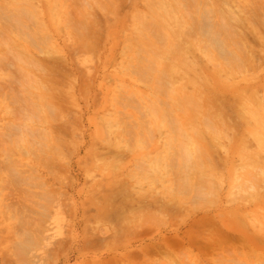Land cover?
I'll return each instance as SVG.
<instances>
[{
    "label": "rangeland",
    "instance_id": "obj_1",
    "mask_svg": "<svg viewBox=\"0 0 264 264\" xmlns=\"http://www.w3.org/2000/svg\"><path fill=\"white\" fill-rule=\"evenodd\" d=\"M191 1L178 0L180 4L178 5L174 1L173 3L169 2L170 4H162L160 0H0V44H6L5 48L0 47V54L3 53L1 54L2 58H7L9 62L11 60L10 57L6 56L7 52L10 56L16 49L15 47L18 49L23 48L27 54L26 56L29 58L28 55H31L32 57L31 59H25L26 56L22 55L23 57L20 56V59L25 57L24 62L27 61V65L33 64L32 61H34L36 68L35 71V68H28L29 66L21 67L26 63L20 66L17 65V58L14 57H18L19 60V56H15L16 50L13 53L16 63H14V60V62L11 61L17 65V67L15 66L16 70L13 67L10 69L8 62L6 60L2 61L0 57V60L4 62L3 65L0 62V66H2L0 70L2 72L6 70V73L0 71V89L2 88V94L4 92L5 96L0 94V98L4 97V99H0V264H264V182L258 175V181L262 179L260 181V184H263L262 187L260 184L256 185V183H259L258 181L255 183L258 187H254L253 183L251 184L254 187L252 191V188L243 187L245 182L252 181V177L243 166L244 161L242 160L244 159L241 160L247 154L246 149L251 150L248 155L250 153L253 155L256 152L255 142L250 139L249 134L254 128V122L251 118L247 119L244 114L242 118L245 119H242L241 122L239 116L236 115L237 99L238 104L242 106H240L241 109L245 108L244 98L253 92L257 93L260 99H264V3H262V0H227L228 4H226V0ZM174 4L179 6L180 12L176 10L178 7L175 8ZM257 4L262 5L254 7ZM244 10L250 12L247 14ZM255 10L258 12H255ZM160 11H162V14L159 13ZM15 15L16 20L13 19ZM5 16H8L9 19L7 17L5 19ZM139 16L146 20V27L151 29L150 31L154 32L155 29L159 34L164 33V28L161 24L152 21L158 19V16L161 19H169V17L185 19L180 20L182 29L186 27L188 29L194 23H197L196 26H198L201 21L204 22L199 28L194 25L196 33L193 31L194 28H189L192 30L190 32L187 30L186 34L184 32L185 36H190L193 32L195 35L201 34L199 30L207 28V20L210 27L214 23L219 24V28L216 26V29L214 27L216 24L213 25L214 33L224 32L223 35H220L223 38L224 34L228 32L229 36H225L224 39L233 38L231 32L237 33V37H235V34L232 36L237 39V41L234 40V44H238L237 46L236 44L232 45L235 48L237 47V50H241L242 48L238 47L241 37V43L244 40L246 45H244V48L252 55L249 58L254 59L252 60L253 63L251 60L246 61L247 57L243 56L246 52L245 49H243L244 52L241 50L243 53L240 51L237 55V52H235L237 50L231 45L233 40H226L227 45L229 42L231 45L228 47L231 50L227 48L226 52L228 54L230 51L235 50L232 52L236 54L234 55L235 58L237 56L238 58L242 56V58H239V60L237 58L236 61L231 53V58L228 57L229 55H225L224 58L222 57L223 59L221 56L217 59L216 54L220 52L219 55H222L223 53L219 51V48L216 53L215 49L217 47L214 48L215 46L210 40L211 46H213L211 50L208 49V52L210 50V53H215L211 56L216 60L213 59L214 62H211L212 58L209 59L211 60L210 67L213 65L217 69L219 65L218 69H220L228 66L231 67L230 71L236 70V73L233 72L236 76L232 72H228L224 75L221 74L222 76L219 74V78L215 77L216 75H213V73L216 69L211 67V70L208 67L209 61L206 59L208 62L205 63L206 60L203 59L205 55L202 53L205 49L207 50L209 44H206L209 41H207L208 38H205L206 36L210 38L209 33L212 32L209 30V25L207 26L210 32L202 29L207 32L204 39H201L200 35H198L200 39H197V36L193 34L192 38L194 36L195 38L192 42L195 40L198 42L205 41L204 45L206 44V47L202 46L203 50L198 51V48L197 53L196 50L191 53L194 60L199 58L196 61L201 68L199 70V64L195 63L198 70L194 69V71L201 72V74L196 73L199 78L202 73L203 76L210 77L207 78V82H210V84L207 83L208 85L206 84L205 88L202 89L204 94L201 92L203 98H200L199 106L201 105L200 108H204L205 110H202L206 113H212L213 118L217 117L216 111H218V114L221 113V115H218L221 116L218 119H213L211 116L212 125L217 131L219 129L220 135L217 136L216 134L217 138L215 135H206L204 139V136L188 132L195 138V142H202L200 146L202 148L198 151V153H201L198 154V159L203 158L202 162L204 161L205 165L199 161L200 164H202V167L207 164L208 167L204 169V176L195 172L196 176L194 175L193 178L202 179H198V181L195 179L197 185L193 188L194 191L192 189L193 192L187 190L191 194L184 193L182 190L179 191L178 194L181 192V197L176 192L177 189H182L181 186H178V184L181 185V180L178 181V177L175 178L182 175L181 172L175 175L176 172L179 173L180 171L177 167L181 165V160L176 159L175 161L176 164L178 163L177 170H172L173 168L169 167V165H173V167L176 165H174V162H170V159L173 158L172 160H174L176 151L174 149V151L169 150L170 147H167L172 130L169 131V126L161 129L151 128L150 113L148 117L147 112L145 114V111H148L151 105L163 108L166 106L165 109H168L171 108L169 104L175 100V94L173 93L170 97L158 94L157 86L160 84L162 87L168 84V79L160 76V73L166 69V63L162 61L161 71L155 72L151 78V83L147 85H144L145 81L142 80L140 73L153 61L157 63V57L152 50L140 49L137 59L141 61V64L137 63L136 65L134 63L132 69L125 70L127 58L124 55L126 56L127 41L135 34H143L134 30L135 18ZM17 18L20 19L19 22ZM243 18L247 19L248 23L245 22L246 20H243L245 23L242 22L246 26H241ZM6 20L8 22L10 20L12 23L13 21L17 22L12 24L13 27L19 23L18 29L16 27L12 28L11 23L7 25ZM211 21L212 23L214 21V23L212 24ZM224 22L225 24H223ZM20 24L22 25L20 26ZM21 27L25 28L22 30ZM26 27L31 31L30 33L33 31L32 37L35 33L38 35V37L35 35L33 38L39 42L32 38L34 40L32 42L37 43V47L33 46L31 48L29 46L28 41L30 39L26 36L31 35L30 33L23 37L24 33L20 32L21 30L25 32ZM4 28L5 31H3ZM13 31L15 33L20 32V34L16 35ZM143 32L147 34L146 30H143ZM167 33L169 36V32ZM214 33L211 36L215 37ZM20 35L28 39V41L26 40L27 43H25V40L21 41L22 39L17 40V36L21 37ZM6 37L10 38L8 40L11 44L8 43ZM185 38L188 39V37ZM13 41L15 44H13ZM154 41L156 42V40ZM83 42L87 43L83 45ZM39 43V47L46 49L45 51L39 50ZM33 44L31 43V45ZM88 45L91 52H88L89 49H85V47L88 48ZM198 45L200 46V44ZM11 47H14V49ZM247 48L251 49L248 50ZM51 50L57 52L52 53ZM5 51L6 54H4ZM39 51L43 53L50 52L53 55L50 56V53L49 56L48 53L42 55L39 54ZM84 51L91 53V57H88V53L86 54ZM246 53L245 55L249 54ZM85 54L88 59L90 58V61L86 60V56H83ZM191 56L190 58H192ZM81 57L86 61L82 60ZM190 58L188 57L189 60L194 61ZM243 58L246 62H251L254 65L247 63L250 65H247L248 68L239 66L241 63L245 66L246 62ZM225 59L228 63L223 65L224 62L222 61H225ZM236 66H239L242 70L245 68L246 72L244 71L245 73L242 74L243 71H240L239 67ZM20 67L23 73L29 74H23L25 79L26 76L32 77L34 75V78L36 76V80L39 79L41 83L44 82L42 80H45L46 87L42 86V89L45 88L44 90L41 89V83L38 85V87L40 86L38 89L40 95L39 91L35 90L37 85L34 86V82L31 84L35 91H30L31 84L28 88L25 85L23 86V84H27L22 82L23 78L19 81V78L22 77V72L18 70ZM8 68L9 71H7ZM237 71H240L238 73H241V75H237ZM225 74L230 75V78L233 75V80H229L230 78L228 79V75ZM190 76L193 77L195 74ZM223 76H226L225 78L230 81L227 82L228 84L224 82L227 80ZM14 77H17L16 79H18L20 85L15 83L14 80L16 79ZM222 77L224 78L223 81ZM30 78L28 80L35 81V79ZM211 78L213 81H211ZM47 79H50L51 83ZM159 79L161 81L158 83L157 80ZM179 81L183 83L180 78ZM21 85L24 87V91L20 88ZM214 85L215 87L210 88ZM188 88L189 92L193 90L190 86ZM27 90L33 97L27 93ZM42 92L46 95L52 93V95L48 94L46 97L53 98H45L44 101ZM242 92H245V95ZM39 96L43 98H39ZM35 97L43 102H35ZM34 98L35 100H33ZM209 101L212 103L211 105ZM21 102L23 103L21 104ZM29 105L31 108L28 107ZM46 105L50 107H44L45 109H43L42 106ZM209 105L212 109L209 108ZM40 106L43 111L38 108ZM52 107H55L54 110L56 111L52 110ZM207 107L209 111H207ZM248 107H251V104ZM19 108L22 115H24L23 121L28 123L30 117L35 118H30L32 120L31 122L29 120V124L20 123L22 119L17 121L21 126L22 124L26 126H19L22 130H26L23 132L19 129L20 132L22 131L23 138L19 136L20 132L16 131L15 128L18 125L15 121L18 119L15 118L20 117V114L16 117L13 116L14 119L11 116L12 114L8 115L10 114L8 111L18 110ZM26 108L29 111L31 109V113ZM37 109L40 111L37 112ZM49 109L51 111H48ZM20 110H18L19 113ZM173 110H175V106H173ZM10 112L13 113V111ZM17 112L14 115H17ZM238 113L242 115V112ZM9 116L14 122L8 118ZM221 119H223L222 122H225L220 121L225 130L227 128L226 132L223 129L224 127L218 123ZM187 124L188 122L183 121L182 126ZM141 125L145 126L143 131ZM146 125L149 126L147 127L150 128V131L153 129L151 134H147L148 136L145 133L149 131L144 130L147 129ZM112 126L114 128H111ZM133 126L134 128H132ZM137 126L140 128H137ZM32 127L36 132L33 131ZM26 128L29 129L30 133L32 129L37 136L33 133L31 134L34 136L28 135ZM119 128H121V131ZM230 129H233V132ZM162 131H166L165 134ZM223 131L224 133L229 132L227 133L229 137L224 135L226 140L223 138ZM11 135L13 136L11 137ZM14 136L21 137L22 144L19 145L17 137L18 145L16 142L15 144L14 139L11 140ZM211 138L215 139L216 143L213 140L211 141ZM32 142L35 144L39 142L40 144L32 147L30 144ZM210 144H214V148ZM245 150L246 153H244ZM159 156L161 158L170 156L171 158L169 161L162 159L158 169L156 161H161H159ZM260 157L264 158V155L261 154ZM257 158H259V155ZM263 160L258 162V164H262L260 168H264ZM165 161L172 172L176 171L172 173L166 167L172 175L167 174L166 169L163 170ZM15 164H18L19 167L16 168ZM160 164L162 165L160 166ZM156 169L158 170L157 173ZM164 171L168 175L167 178H165L166 175L165 177H163L164 174L162 175ZM10 172H17L15 174L17 178ZM200 173L203 174V172ZM205 178H207L210 186L207 183L206 188L200 187L198 183L205 182ZM155 180L156 185H150ZM173 181L175 184H173ZM192 183L194 182L192 181ZM204 184L206 185V183ZM174 185H176V191H174L176 194L168 192L172 188L174 190ZM197 186L202 190L200 191ZM195 188L201 193H208V197L201 198L196 202L197 196L195 194H199V192L194 193ZM182 192L185 195L187 194L188 197H185V195L182 197ZM205 194L203 195L206 196ZM192 197H195L193 202ZM173 203L177 204V208H174ZM192 204L194 205L192 206ZM167 209L171 212L166 211ZM229 215L231 218L233 217V220ZM218 220H222V223ZM256 223L261 224V228L259 225L254 227ZM220 233L223 235L220 236ZM228 237L229 239H227ZM209 239L212 241H209ZM175 240H179L178 243ZM260 241L261 243H258ZM210 244L212 247H210ZM259 254L260 257L258 258ZM254 258L255 260H253Z\"/></svg>",
    "mask_w": 264,
    "mask_h": 264
},
{
    "label": "bare ground",
    "instance_id": "obj_2",
    "mask_svg": "<svg viewBox=\"0 0 264 264\" xmlns=\"http://www.w3.org/2000/svg\"><path fill=\"white\" fill-rule=\"evenodd\" d=\"M173 1H174V3L175 2H177V4L178 5H180L179 3H178V0H170V1H168V0H160V2L162 3V4H170L169 2H171V3H173ZM189 2H190V0H188ZM192 1H194V0H192ZM191 1V2H192ZM220 1V0H219ZM227 1V0H226ZM226 1H225V3H226ZM261 1V0H260ZM147 3H148V1H147ZM262 3H264L263 2V0H262ZM177 4H174V6H175V8L176 7H178L176 10L178 11L179 10V6L177 5ZM216 4V3H215ZM224 4V3H223ZM226 4H228V1H227V3ZM217 5V4H216ZM219 5V4H218ZM221 5V4H220ZM260 5V4H259ZM258 4L256 5V6H254V7H257V6H259ZM262 5V4H261ZM260 5V6H261ZM264 6V5H263ZM232 8V7H231ZM260 10L262 9V8H259ZM259 9H257L258 11H259ZM250 10V9H249ZM253 10V9H252ZM257 10H255V12L257 11ZM13 11V10H12ZM15 12H16V10H14ZM181 10H179L178 12H180ZM245 11V10H244ZM247 11V10H246ZM245 11V12H246ZM254 11V10H253ZM257 11V12H258ZM263 11V10H262ZM261 11V12H262ZM248 12H250V11H248ZM248 12H246L247 14H248ZM255 12H254V14H255ZM260 12V11H259ZM160 14H162V11H160L159 12ZM2 15V14H1ZM256 15V14H255ZM257 15H258V13H257ZM260 15H261V13H260ZM18 16V15H17ZM6 17H7V19H9L8 18V16H5V19H6ZM19 17V16H18ZM263 17V16H262ZM158 19H153L152 21H154L155 23H157V24H161V26L164 28V33L162 32L161 34H159L157 31H155V29H154V32H152V31H150L151 29H149L148 27H146V20L145 19H143L142 17H138V18H135V28H134V30L135 31H140V32H142L143 34L142 35H140V34H135L134 36H131L129 39H128V41H127V44H126V48H127V51L125 52V54H126V56L124 55V57H126L127 58V64H126V66H125V70L127 71L128 70V68H133L134 66L133 65H135L134 63H136V65H137V63L138 64H141V61H139V59H137V55H138V51H140V49H145V50H152L153 52H154V54H155V56L157 57V63L156 62H152L151 64H149L146 68H144L142 71H141V73H140V76H141V78H142V80L143 81H145V83H144V85L146 84H149V83H151V78H152V76H153V74L155 73V72H159V71H161V69H162V67H163V64H162V61H163V63H166V69L164 70V71H162L161 73H160V76L162 77V78H165V79H168V84L166 85V86H162L161 87V85L159 84L158 86H157V89H158V94L159 95H161V94H163V96L165 97V96H168V97H170L171 96V94L173 93V94H175V100H173V102L172 103H170L169 104V107L171 106V108H168V109H165L166 108V106H164L165 108H163V107H155L156 105H151L150 106V109H148V111L146 110H144L145 111V114H146V112H147V117L149 116L148 114L150 113V117H151V121H152V127L151 128H159V129H161V128H167V126H169L170 127V129H169V131H171L172 130V132L170 133V137L171 138H168V144H167V147H170V148H172V149H170L169 148V150H175L176 151V153L174 154V160H172V159H170L171 157H173V156H169L168 158L166 157L165 158V156L163 157V158H161V156H159L160 157V159H159V161L160 162H158V161H156L157 163L156 164H158L157 166H158V169H159V163H162V159H165V160H168L169 161V159H170V162H174V165L176 164L175 163V161H176V159L178 160V159H180L181 160V168H179V167H177L178 166V163L173 167V165L172 166H170L169 165V167L171 168H173L172 170H177L176 169V167L178 168V171H179V173L178 172H176V171H174V172H172V170L166 165V161H165V168L163 169V170H165L166 169V171H168V173L167 174H171L172 175V173H175V175L177 174H180V172H181V176H182V178H180L179 176H176L175 178H177L178 177V181L179 180H181L180 181V183H181V185H179L177 182H176V185L178 184V186L180 187L181 186V188L182 189H177V191H176V185H174V190H172L171 189V186L173 185V184H175V182L170 186V189L172 190H167L168 192H172V193H174V194H176V192H177V195H179L180 197H181V192H180V194H178L179 193V191H184V193H189V194H191V192H193L194 191V187H196V185H197V183H196V181H195V179L198 181V179L200 180V179H202V178H193V176L195 175L196 176V173H199L200 175H202V176H204V169H206V167H208L207 166V164H206V166L204 167H202V164H200V162H202V160H204L203 158L202 159H198V156L201 154L200 152V154L198 153V151L202 148V147H200L201 145H202V142H195L194 140H195V138L193 137V136H191L188 132H193V133H195V134H197L198 136H204L203 138L205 139V136L207 135H210V136H216V134H217V136L218 135H220V133L218 132L219 131V129H218V131H217V129L215 130L214 129V125H212V123H213V121L211 120L214 116L213 115H211V114H209V112H205V111H203L202 109H204V108H200V106H199V100H200V98L202 99L203 98V92H202V89L203 88H205V85L207 84V83H209L210 84V82H207L208 80H207V78L209 79L210 77H205V76H203V73H202V75H200L201 77L199 78L198 76H196L197 74L196 73H198V71L197 72H195L194 71V69L196 70H198V67L196 68V65H195V63H197V64H199L196 60H199V58H197L196 57V53H197V49H198V51L201 49V50H203V47L202 46H204V47H206L205 45L206 44H208L207 45V50H206V52H204V51H202V53L205 55V57H203L202 55H201V57H203V59L204 60H206L205 61V63L206 62H208L209 64H207L208 65V67H210V61L211 62H214L213 61V59L214 58H212V56L211 55H213V54H215V53H210V50H211V48H212V46L214 45L215 47L214 48H216L217 47V49H215V52H216V50H217V52H218V48H219V51H221L223 54H224V56H223V54L222 55H219V53H217L216 54V58L218 59V58H220V56H221V58L223 57H225V55L226 56H228V57H230L231 58V56L230 55H232L233 53L232 52H234L235 50H237V47L235 48L234 47V45L236 44H234V42L235 41H237V39L235 38V37H237L236 36V34H235V32L233 33V32H231L230 34H231V37H233V38H235V39H233V38H231V39H229V37H228V39H224V37L226 36L227 37V35L229 36V34H228V32H227V34H224V37L223 38H221V36L220 35H223L222 33H224V32H218V33H214V30L216 29V26H218L216 23H214V21H213V23L214 24H216V25H214L213 23H212V21H211V23L214 25V27H215V29H213V25L210 27V23L208 22V20H207V24H206V27L207 28H201L200 30H199V32L201 31V34L200 33H198V35H200V37H201V39L203 38L204 39V36H205V34L207 33V32H210V31H212L211 32V34L212 33H214L216 36L214 37L213 35L211 36V34L209 33V35H210V38L208 37V36H206L205 38L207 39V41H209V42H207L205 45H204V42L205 41H203V42H201V41H197V40H195V41H193L192 42V40H194V38H195V36H197L196 38L197 39H200L199 38V36L198 35H195L194 34V32H195V26H196V24L197 23H194V24H192V27H191V25H190V27H188V29H187V27L185 28V29H182L181 28V24H180V20H185V19H183V18H178V19H175V18H173V17H169V19H165V18H163V19H161V17L160 16H158L157 17ZM213 18V17H212ZM4 19V20H5ZM13 19H15L16 20V15H15V18H13ZM18 19V18H17ZM20 19H21V17H20ZM20 19H18V22L20 21ZM10 20H11V18H10ZM10 20H9V22H8V20H6L7 21V25H8V23H11L10 24V26H12V28H14V27H16L17 28V26L19 27V23L16 25V26H14L13 27V23L14 24H16L14 21H13V23L12 22H10ZM23 20V19H22ZM194 21H195V19H193ZM205 20H206V18H205ZM205 20H203V21H205ZM243 20H246L245 22H247V19H242L241 20V23L243 22ZM224 21V20H223ZM245 22H243V23H245ZM1 23V22H0ZM4 23H5V21H4ZM21 23V22H20ZM198 23H200V22H198ZM204 23V22H203ZM202 21H201V24H198V26H196V28L198 27H200V25L202 26ZM242 23V25L241 26H246V25H244ZM248 23V22H247ZM246 23V24H247ZM223 24H225V22L223 23ZM22 24H20V26H21ZM26 25V24H25ZM195 25V26H194ZM207 25H209V27H210V31H208V26ZM10 26H9V28H10ZM22 28V27H21ZM23 28H25V27H23ZM23 28H22V30H23ZM27 28V27H26ZM189 28H194L193 29V33L190 35V36H188V35H186L185 36V34L187 33V30H189L188 32H190V30H192V29H189ZM217 28H219V26L217 27ZM18 29V28H17ZM29 28H27V30L26 29H24L25 30V32L23 31L22 32V30L20 31L22 34H23V37L25 36V35H27V34H29L31 31H29L28 30ZM182 29V30H181ZM202 29H204V31H207V32H204ZM206 29V30H205ZM213 29V30H212ZM10 30H11V28H10ZM14 30H16V29H14ZM143 30H146L147 31V34H146V32L144 33L143 32ZM181 30V32H179ZM184 30V31H183ZM227 30V29H226ZM3 31H5V28L3 29ZM2 31V32H3ZM12 31V30H11ZM19 31V30H18ZM27 31V32H26ZM197 32H198V30H196ZM204 32V34H203V37H202V33ZM218 31V30H217ZM229 31V30H228ZM14 33H15V31H13ZM17 32V31H16ZM20 32L19 33H15L16 35L18 34H20ZM167 32H169V36H168V33ZM184 32H185V34H184ZM216 32V31H215ZM4 33V32H3ZM9 33L10 34H12L10 31H9ZM26 33V34H25ZM32 33H33V31H32ZM32 33H30L31 35H27L26 36V38L28 37V39H30L29 41H28V39H25V38H23L21 35V37H19V36H17L18 37V39H17V37H16V39L17 40H21V41H24L25 40V43H27V41H28V43L30 44H28L31 48L33 47V46H36L37 47V43H35V42H32V41H34V40H36V39H34L33 37L36 35V33L35 34H33V37H32ZM196 33V32H195ZM221 33V34H220ZM6 34L7 35H9L8 34V32H6ZM193 34L195 35L194 36V38H192L193 37ZM233 34H235V37L234 36H232ZM220 36L219 38H218V36ZM242 34L240 33V36H241ZM13 36V35H12ZM15 36V35H14ZM31 38H30V37ZM36 37H38V35H36ZM35 37V38H36ZM185 37H188V39L187 38H185ZM189 37H190V39H189ZM212 37V38H211ZM238 37H239V33H238ZM256 37V36H255ZM254 37V38H255ZM8 38L9 37H6V40H8ZM13 38V37H12ZM32 38L34 39V40H32ZM192 38V39H191ZM243 38V37H242ZM5 39V38H4ZM10 39V38H9ZM13 39H15V38H13ZM221 39H223V40H221ZM244 39V38H243ZM257 39V38H256ZM12 40V39H11ZM27 40V41H26ZM154 40H156V42L154 41ZM210 40H212V46H211V41ZM226 40H233V42L231 43V45L232 44H234V45H232L233 47H234V51H230V53H228L227 54V48L228 47H230L231 45H230V42H229V44L227 45V43H226ZM235 40V41H234ZM41 41V40H40ZM241 37H240V44H239V46L238 47H240V48H242L241 50L244 52V50L243 49H245V51L247 52V53H249L247 50H246V48H244L246 45L244 44V40H243V43H241ZM36 42H39V41H37L36 40ZM195 42V43H194ZM8 43H10V41L8 40ZM31 43L33 44V43H35V44H33V45H31ZM87 43V42H86ZM85 42H83V45H85L86 44ZM11 44V43H10ZM9 44V45H10ZM13 44H15V42L13 41ZM198 44H200V46L198 45ZM203 44V45H202ZM238 44V43H237ZM237 44H236V46H237ZM1 46L0 47H2V48H5L4 46L6 45V44H0ZM3 45V46H2ZM21 45V44H20ZM42 45V44H41ZM210 45V46H209ZM243 45V47H241ZM245 45V46H244ZM40 46V43L38 44V48H39V50H41L42 49V51L44 50V48H41V47H39ZM19 48H20V46H18ZM81 47H83V46H81ZM80 47V48H81ZM88 48H86L85 47V49L87 50V49H89V51L88 52H91L90 51V47H89V45L87 46ZM10 48V47H9ZM12 49H14V47H11ZM16 49H14V51L16 50V52H15V56H19V60H18V57H14V55H13V53H14V51H13V53L10 55V56H8V52H7V54H6V51H5V53L4 54H6V56L7 57H10L9 59L12 61V62H14L15 61V59L17 58V62L18 63H16V61L14 62V63H16L17 65L19 64V66L22 64H24V63H26V64H24L23 66H21V67H26V66H29L28 68H31V69H34L35 68V64H34V61H32L33 62V64H30V65H27V61H25L24 62V58H22V59H20V56H22V55H24V56H26L27 54L25 53V51H24V49L23 48H20V49H18L17 47H15ZM26 48V47H25ZM213 48V49H214ZM21 49H23V51H21ZM208 49H210L209 50V52H208ZM239 49V48H238ZM248 49V48H247ZM251 48H249L248 50H250ZM1 50V49H0ZM18 50H20L18 53H17V51ZM29 50V49H28ZM31 50V49H30ZM46 50V49H45ZM44 50V51H45ZM84 50V49H83ZM196 50V51H195ZM200 50V51H201ZM228 50H231V48H228ZM241 50H237V51H235V52H237V55H238V53L241 51ZM40 52L39 54H45L46 55V53H48V52H45V53H43V52ZM196 52L194 55H195V57L197 58V59H193V56H191L192 54V52ZM241 51V52H242ZM22 52H23V54H22ZM30 52V51H29ZM34 52V51H33ZM51 52L53 53V52H57L56 50L54 51H52L51 50ZM88 52H86V51H84V53H88ZM159 52V53H158ZM229 52V51H228ZM242 52V53H243ZM246 52H244V54H243V56H245V58H246V61H248V60H251L250 58H251V56L252 55H250V53L249 54H247ZM252 52V51H251ZM253 52H254V50H253ZM252 52V53H253ZM25 53V54H24ZM35 53V52H34ZM50 53V52H49ZM49 53H48V56H49ZM52 53H50V56L51 55H53ZM54 53V54H55ZM83 53V54H84ZM201 53V54H202ZM208 54V56H207V54ZM209 53H210V55H209ZM232 53V54H231ZM245 53L248 55H245ZM1 54H3L2 52H1ZM1 54H0V57L2 58V56H1ZM81 54H82V52H81ZM83 55L84 57L86 56V60H88V61H90L89 59H88V57H91L90 56V54L91 53H88V57H87V55ZM161 54V55H160ZM200 54V53H199ZM221 54V53H220ZM13 55V56H12ZM92 55V54H91ZM192 57V58H190V56ZM234 55H236V54H233L232 55V57L233 58H235V56ZM240 55H241V53H240ZM29 56V58L26 56V58L25 59H31V55H28ZM81 56V55H80ZM123 56V55H122ZM219 56V57H218ZM15 59H14V58ZM23 57V56H22ZM35 57V56H34ZM34 57H33V59H34ZM46 57V56H45ZM54 57V56H53ZM188 57L190 58V59H193L194 61H196V62H194V61H191V60H189L188 59ZM206 57H208V58H206ZM215 57V56H214ZM250 57V58H249ZM0 58V59H1ZM82 58V57H81ZM120 58H122V57H120ZM212 58V59H211ZM222 58V59H223ZM232 58V59H233ZM238 58V56L234 59V60H236ZM239 58H242V56L240 57L239 56ZM239 58H238V60H239ZM245 58H243L244 59V61H245ZM253 58V57H252ZM84 58H82V60H83ZM92 59V58H91ZM209 59H211V60H209ZM228 59V58H227ZM243 59H241V60H243ZM2 61H7V58H2L1 59ZM0 60V62L2 63V65L4 64V62H2ZM14 60V61H13ZM34 60H36V59H34ZM79 60H80V58H79ZM85 60V59H84ZM85 60V61H86ZM120 60V59H119ZM118 60V61H119ZM215 60V59H214ZM221 60V59H220ZM228 60H230V59H228ZM252 60H254V59H252ZM252 60H251V62H252ZM11 61H7L8 62V65H9V67H10V69H12L11 67H13V69L14 70H16V67H17V65H15V64H13ZM23 61V62H22ZM29 61V60H28ZM38 61H40V60H38ZM87 61V62H88ZM216 61V60H215ZM231 61V60H230ZM229 61V63H231ZM237 61V60H236ZM245 61V62H246ZM31 62V63H32ZM41 62V61H40ZM222 62H224V63H222L223 65L225 64V63H228V62H226V59H225V61H222ZM233 62V61H232ZM235 62V61H234ZM240 62V61H239ZM243 62V61H242ZM251 62H246L245 63V66H244V64L243 63H241V65H239V66H243V67H245V68H248L250 65V63ZM254 62V61H253ZM252 62V63H253ZM0 63V64H1ZM11 65H10V64ZM30 63V62H29ZM36 63H37V61H36ZM39 63V62H38ZM45 63H47V62H45ZM81 63V62H80ZM82 63H84V62H82ZM124 63V62H123ZM217 63H219V62H217ZM216 63V66L218 65ZM237 63V62H236ZM247 63H249V64H247ZM251 63V65H254V64H252ZM41 65H43L42 64V62L40 63ZM86 64V63H85ZM212 64V63H211ZM215 64V63H214ZM243 64V65H242ZM14 65V66H13ZM31 65H33L32 67H30ZM46 65V64H45ZM123 65V64H122ZM206 65V66H207ZM228 65V64H227ZM227 65H225V66H227ZM230 65V64H229ZM236 65V64H235ZM237 65H238V63H237ZM247 65H249V66H247ZM5 67L7 66L6 64L4 65ZM16 66V67H15ZM18 66V67H19ZM38 67H42V66H39V65H37ZM36 66V67H37ZM47 66V65H46ZM124 66V65H123ZM199 66V70H201V68H200V64L198 65ZM202 66V65H201ZM204 66V65H203ZM205 66V67H206ZM219 66V65H218ZM217 66V69L215 68V67H213V65L211 66V67H213V68H215L216 70H214V73H213V75L215 74L216 76L215 77H220L219 76V74L221 75H224V73H228V72H232V71H230V69H231V67L229 68L228 66L225 68V67H221L220 69H218L219 67ZM233 66V65H232ZM239 66H236V67H239ZM4 67V68H5ZM15 67V68H14ZM21 67H20V69L18 68V70L19 71H21L22 69H21ZM47 67H49V66H47ZM211 67H210V69H211ZM0 68H2V66H0ZM43 68H45V67H43ZM203 68V67H202ZM245 68H243L244 70H242L240 67H239V69H240V71L242 70L243 72H241L242 74H244L246 71H245ZM47 69V68H46ZM206 69V68H205ZM234 69V68H233ZM239 69H237V70H239ZM17 70V71H18ZM25 70H26V68H25ZM30 70V69H29ZM39 70V69H38ZM41 70V69H40ZM207 70V69H206ZM212 70V69H211ZM1 71V70H0ZM7 71H9V68H8V70ZM16 71V72H17ZM19 71L17 72L18 74H19ZM35 71H36V68H35ZM42 71H44L43 69H42ZM129 71V70H128ZM205 71V70H204ZM236 71V70H235ZM235 71H233V72H235ZM240 71H237V75L239 74L238 72H240ZM245 71V72H244ZM11 72V71H10ZM22 72V73H21ZM20 73H21V76L22 77H20V74H19V81H20V79L21 78H23V80L25 79L24 77H23V74L24 73H26V72H24L23 73V71H21ZM38 72V71H37ZM135 72H137V71H135ZM203 72V71H202ZM233 72H232V74H233ZM1 73H6V70H4V72H2L1 71ZM16 73V74H17ZM32 73H34V72H32ZM36 73V72H35ZM41 73V72H40ZM126 73V72H125ZM209 73V72H208ZM207 73V74H208ZM236 73V72H235ZM235 73L233 74V75H235ZM241 73L239 74V75H241ZM8 74V73H7ZM192 74V76H193V74H195V76H193V77H191L190 75ZM198 74H201V72L200 73H198ZM210 74V73H209ZM230 74V73H229ZM6 75V74H5ZM12 76H14L13 74H11ZM26 75H29V74H27L26 73ZM38 75V74H37ZM137 75V74H136ZM212 75V74H211ZM213 75H212V77H213ZM221 75V76H222ZM226 76L228 75V74H225ZM232 75V76H233ZM10 76V75H9ZM11 76V77H12ZM41 76V75H40ZM138 76H139V74H138ZM139 76V77H140ZM209 76V75H208ZM226 76H223L224 78L226 77ZM230 75H228L227 76V78L229 79L230 77H229ZM232 76H231V78L229 79V80H231L232 79ZM236 76V75H235ZM17 77H18V75H17ZM16 77V78H17ZM31 77V76H30ZM29 76L27 77L26 76V79H25V81H23L22 80V82L23 83H27V84H23V86L25 85V86H30V84L32 83V82H34V86H36L37 88H35V90H37V91H39V95H40V90H38L39 89V87L41 86V89H42V86L43 87H46L45 86V84H44V82H45V80H42V81H44L43 83H41V81L38 79V80H36V76H35V78H34V75L31 77L32 79H35V81H30V80H28V78H30ZM43 77V76H42ZM203 77H205V78H203ZM222 77V81H223V78ZM15 78V77H14ZM15 78V79H16ZM30 78V79H31ZM180 78V80H182L183 81V83H180L181 81H179L178 82V79ZM227 78H225L226 80H227ZM9 79H11V78H9ZM8 79V80H9ZM217 79V78H216ZM7 80V79H6ZM18 79H16V80H14V81H16L15 83H19V85H20V82H18L17 81ZM47 80H49V82H50V79H47ZM219 80V79H218ZM229 80H227V81H224V82H230ZM233 80V79H232ZM231 80V81H232ZM14 81L12 80V82L14 83ZM37 81H40L39 83L37 82ZM161 81V79H159V80H157V82L159 83ZM185 81V82H184ZM211 81H213L212 80V78H211ZM255 81V80H254ZM11 82V83H12ZM218 82V81H217ZM36 83H38V84H36ZM41 83V84H40ZM47 84H48V81L46 82ZM51 83V82H50ZM16 84V85H17ZM40 84V86L38 87V85ZM42 84H44V85H42ZM46 84V85H47ZM219 84V83H218ZM228 84V83H227ZM15 85V86H16ZM18 85V86H19ZM208 85V84H207ZM18 86H17V88H18ZM22 86V85H21ZM22 86V87H23ZM31 86H32V84H31ZM190 86V88H192V89H190V90H192V91H188L189 90V87ZM210 86V85H209ZM208 86V87H209ZM22 87H20L23 91H24V87L22 88ZM160 87H161V89H160ZM212 87H215V85L214 86H211L210 88H212ZM29 88V87H28ZM188 88V89H187ZM45 89V88H44ZM44 89H42V90H44ZM207 89H209V88H207ZM207 89H206V92L208 93V91H207ZM26 90V89H25ZM31 90H34L33 89V86L32 87H30V91ZM34 90V91H35ZM41 90V91H42ZM255 90H257V89H255ZM204 91V90H203ZM203 94H202V93ZM205 92V91H204ZM205 92V93H206ZM213 92H214V90H213ZM27 93H28V90H27ZM36 93H38V92H36ZM43 93V92H42ZM209 93H210V90H209ZM243 93V92H242ZM248 94H249V92H247ZM0 94L2 95V96H4V92H3V94H2V88L0 89ZM28 94H30V93H28ZM49 94V93H48ZM47 94V95H48ZM244 95H245V92L243 93ZM18 95H19V93H18ZM31 96H32V94H30ZM43 95V97H40L39 96V98H43V100L45 101L46 99L45 98H53V97H46L47 95L45 94V93H43L42 94ZM45 95V96H44ZM49 95H52V93L51 94H49ZM243 95V96H244ZM1 96V97H2ZM35 96H36V94H35ZM211 96V95H210ZM5 97V96H4ZM4 97L3 98H0L1 100L2 99H4ZM27 97V96H26ZM33 97V96H32ZM37 97V96H36ZM35 97V98H36ZM208 97V96H207ZM23 98V97H22ZM35 98L33 99V100H35ZM21 99V98H20ZM206 99V98H205ZM245 100H244V105H245V108L243 109H241L240 108V106L241 105H239L238 104V99H237V107H236V109H237V111H236V115L237 116H239L238 118H240L239 120H241V122H242V117H243V114H244V116L247 118V119H249V118H251L252 120H253V122H254V128L249 132V134H250V139L252 140L253 139V141L255 142L254 144L256 145V152H255V154H253V155H251V153H250V155H248L249 153L248 152H250L251 150H248V149H246L247 150V154L246 155H244L243 156V158H241V160L242 159H244V160H242V161H244V167H245V169H247V171L250 173V175H251V177H252V181L251 182H245V184H243V187H245V188H248V189H251V191L252 190H254V187L257 185V184H260V181L263 179V181L262 182H264V178H263V169L264 168H260V165H262V164H258V162H262V160L264 159L263 157H260L261 156V154L262 155H264V99H260L259 98V96H257V93H252V94H250V95H248V96H246L245 98H244ZM50 100V99H49ZM40 101H42L41 99H38V98H36V100H35V102H40ZM201 101H203V100H201ZM32 102H34V101H32ZM34 102V103H35ZM43 102V101H42ZM48 102V101H47ZM204 102V101H203ZM208 102V101H207ZM210 102V101H209ZM23 102H21V104H22ZM25 103V102H24ZM29 103V102H28ZM30 103H31V101H30ZM29 103V104H30ZM37 103V104H38ZM50 103V102H49ZM243 103H241V104H243ZM4 104V103H3ZM20 104V103H19ZM20 104V105H21ZM36 104V103H35ZM157 104V103H156ZM212 103L210 102V105H211ZM249 104H251V107H248V105ZM25 105V104H24ZM31 106H32V104H30ZM30 105L28 106V107H30ZM164 105H166V104H164ZM209 105V106H210ZM243 105V106H244ZM1 106H3V105H1ZM19 106V105H18ZM34 106V105H33ZM49 105H46V106H42L43 107V109H45L46 107H48ZM50 106H52V104L50 103ZM49 106V107H50ZM173 106H175V110H173ZM207 106H208V104H207ZM4 107V106H3ZM27 107V106H26ZM45 107V108H44ZM56 107V106H55ZM54 107V108H55ZM242 107V106H241ZM31 108V107H30ZM34 108V107H33ZM38 108H41V106L40 107H38ZM54 108L52 107V110H54ZM209 108H211V106L209 107ZM209 108L207 107V111H209ZM239 108V109H238ZM1 109V108H0ZM24 109V108H23ZM26 109H28V108H26ZM25 109V110H26ZM35 109H36V107H35ZM34 109V110H35ZM212 109V108H211ZM210 109V110H211ZM18 110H20V108L18 109ZM18 110H10V111H13V113H11L10 111H8L7 109H6V111H8L10 114H8V115H11L12 116V118L14 119V117L13 116H18V114H20V117H21V115H22V113H21V110H20V113H19V111ZM173 110V111H172ZM205 110V109H204ZM214 110V109H213ZM241 110V111H240ZM15 111V112H14ZM18 111V112H17ZM28 112H30L31 111V109H30V111H29V109L27 110ZM33 111V110H32ZM38 111H40V110H38L37 109V112ZM41 111H43L42 110V108H41ZM48 111H51V109H49ZM54 111H56V110H54ZM58 111V110H57ZM172 111V112H171ZM234 111H235V109H234ZM17 112V115L15 114L14 115V113H16ZM27 112V113H28ZM44 112H45V110H44ZM59 112V111H58ZM217 112V113H216ZM215 113H216V115H217V117L215 116V118L216 119H218V117L220 118L221 116H218V115H221V113H219L218 114V111H216ZM238 112H242V115H241V113L239 114ZM25 113V112H24ZM31 113V112H30ZM238 113V114H237ZM6 114V113H5ZM26 114V113H25ZM234 114V113H233ZM7 115V114H6ZM34 115H36V114H34ZM215 115V114H214ZM235 115V114H234ZM23 116L24 115H22V117L20 118L19 116V118L17 117V118H15V119H18V120H15L16 121V131H19L20 132V130L19 129H21L20 127H26L25 125L23 126V124L24 123H27V121H23ZM211 116H212V118H211ZM241 116V117H240ZM232 117V116H231ZM8 118H10V116L8 117ZM12 118H10V119H12ZM29 118V117H28ZM28 118H27V120H28ZM30 118H32V117H30ZM30 118H29V120H30ZM215 118H213V119H215ZM12 119V122H14V120ZM20 119H22V120H20ZM32 119H35V118H32ZM31 119V120H32ZM178 119V120H177ZM235 119V118H234ZM245 119V118H244ZM243 119V120H244ZM9 120V119H8ZM20 120V123H23L22 124V126H21V124H19L17 121H19ZM25 120V119H24ZM29 120H28V123L27 124H29ZM31 120H30V122H31ZM156 120V121H155ZM172 120V122H170ZM174 120V121H173ZM175 120H177L176 122H175ZM222 120L223 119H221V120H219V122L218 123H220V121L222 122ZM6 121V120H5ZM4 121V122H5ZM21 121H23V122H21ZM153 121H155V122H153ZM183 121H185V122H188V124L186 125V126H182V123H183ZM235 121V120H234ZM236 121L237 122H239L238 121V119H236ZM10 122H11V120H10ZM11 122V123H12ZM174 122V123H173ZM224 122V121H223ZM222 122V123H223ZM35 123V122H34ZM108 123H110V122H108ZM222 123H220L221 124V126L223 125ZM225 123V122H224ZM240 123V122H239ZM6 124V123H5ZM14 124V123H13ZM30 124H32V123H30ZM15 125V124H14ZM35 125V124H34ZM117 125V124H116ZM149 125V124H148ZM148 125H146V128L147 129H144V130H146V131H149V132H146V131H144V132H146L145 134L147 135H149V134H151V131H153V129L150 131V128H148L149 126ZM239 125V124H238ZM240 125H241V123H240ZM20 126V127H19ZM118 126V125H117ZM142 127H141V129H142V131H143V127H145L144 125H141ZM148 126V127H147ZM216 126V125H215ZM219 126V125H218ZM222 127H224V126H222ZM18 128V129H17ZM111 128H114L113 126L111 127ZM117 128V127H116ZM123 128V127H122ZM126 128V127H125ZM132 128H134V126L132 127ZM132 128H130V129H132ZM137 128H140L139 126H137ZM136 128V130H138ZM219 128V127H218ZM27 129V128H26ZM32 129H33V127H32ZM32 129H31V133H33V131H34V129H33V131H32ZM105 129V128H104ZM118 129V128H117ZM120 129V131H121V128H119ZM141 129H139L140 131H141ZM149 129V130H148ZM224 130H225V127L223 128ZM22 130V129H21ZM28 131V135L29 134H31L30 133V131H29V129H27ZM115 130V129H114ZM231 130V129H230ZM233 130V129H232ZM231 130V131H232ZM23 132H25L26 130H22ZM22 131L20 132V135L19 136H21L22 137V135H21V133H22ZM109 131H110V129H109ZM115 131H117V130H115ZM119 131V130H118ZM123 131V130H122ZM155 131H159V130H155ZM161 131V130H160ZM227 131V128H226V130H225V132ZM230 131V132H231ZM34 132H36V130L34 131ZM126 132V131H125ZM163 132V131H162ZM161 132V133H162ZM166 132V131H165ZM165 132H163V134H165ZM218 132V133H217ZM233 132V131H232ZM153 133V132H152ZM227 133H229V132H227ZM227 133H224V131H223V136L224 135H227ZM12 134V133H11ZM34 134V133H33ZM33 134H31V135H33ZM131 134V133H130ZM129 134V135H130ZM162 134V135H163ZM167 134V133H166ZM171 134H172V136H171ZM35 135V134H34ZM33 135V136H34ZM40 135V134H39ZM39 135H38V137H39ZM147 135V136H148ZM13 135H11V137H12ZM19 136H14V138H11V140L12 139H14V143L16 142L17 143V141H16V139L19 137ZM35 136H37V135H35ZM168 136V135H167ZM217 136H216V138H217ZM228 136V135H227ZM17 137V138H16ZM20 137V138H21ZM165 137V136H164ZM221 137V136H220ZM229 137V136H228ZM242 137V136H241ZM20 138H18V140H19V145L20 144H22L21 143V141H20ZM23 138V137H22ZM26 138H28V137H26ZM219 138V137H218ZM223 138H225V140H226V137L224 136ZM249 138V137H248ZM8 139V138H7ZM31 139V138H30ZM170 139V140H169ZM21 140H23V139H21ZM32 140V139H31ZM38 140V139H37ZM213 139L211 138V141H212ZM216 140H218V139H216ZM221 140V139H220ZM219 140V141H220ZM244 140V139H243ZM25 141V140H24ZM214 141V143H216V141H215V139L213 140ZM219 141H217V143L219 142ZM238 141V140H237ZM8 142H10L9 141V139H8ZM13 142V141H12ZM11 142V143H12ZM23 142V141H22ZM26 142V141H25ZM37 142V141H36ZM243 142V141H242ZM15 143V144H16ZM18 143H17V145H18ZM27 143V142H26ZM25 143V144H26ZM13 144V143H12ZM14 144V145H15ZM24 144V143H23ZM31 145H32V147H34L33 145H36L35 143H30ZM39 142H38V144H37V146H39ZM218 144H220V143H218ZM217 144V145H218ZM244 144V143H243ZM17 145H15V146H17ZM205 145V144H204ZM210 145H212V144H210ZM241 145V144H240ZM22 146H24V145H22ZM214 146V144L211 146L212 148H214L213 147ZM238 146V145H237ZM251 146V145H250ZM249 146V147H250ZM9 147L10 148H12L10 145H9ZM29 147H31L30 145H29ZM36 147V146H35ZM166 147V148H167ZM242 147V146H241ZM240 147V148H241ZM244 148V147H243ZM246 148V147H245ZM13 149H14V147H13ZM33 149V148H32ZM31 149V150H32ZM242 149V148H241ZM173 150V151H174ZM204 150V149H203ZM206 150V149H205ZM246 150L244 151V153H246ZM11 151V150H10ZM8 152H9V150H8ZM192 152H193V154H192ZM242 152H243V150H242ZM173 153V152H172ZM199 154V155H198ZM173 155V154H172ZM242 155V154H241ZM258 155H259V158L261 159H259V158H257L258 157ZM149 157V156H148ZM147 157V158H148ZM158 157V158H159ZM177 157V158H176ZM201 158V157H200ZM148 159H150V158H148ZM258 160H260V161H258ZM167 161V162H168ZM200 161V162H199ZM178 162V161H177ZM263 162H264V160H263ZM203 163V165H205L204 164V161L202 162ZM16 165V164H15ZM162 164H160V166H161ZM18 166V164L16 165V168H18L17 167ZM166 167H168V169L169 170H171V172L169 171V170H167V168ZM14 168H15V166H14ZM13 168V169H14ZM15 168V169H16ZM162 168V167H161ZM175 168V169H174ZM12 169V170H13ZM160 171V170H159ZM161 171H162V169H161ZM158 172V170L156 169V173ZM196 172V173H195ZM200 172H203V174L202 173H200ZM10 173H12V175H15V174H17V172L15 173V172H10ZM259 173V174H258ZM164 174V175H163ZM11 175V176H12ZM162 175H163V177H165V175H166V173H165V171H164V173H162ZM171 175H169V176H171ZM258 175H259V177H261L262 179L260 180V181H258ZM167 176L168 175H166V177L165 178H167ZM15 177L17 178V176L15 175ZM160 177V176H159ZM161 178V179H164V178ZM206 177H207V175H206ZM180 178V179H179ZM184 179V180H183ZM192 179H194V180H192ZM206 179V181L205 182H203V183H198V184H200L199 186L200 187H205L206 188V186L209 184L208 182H207V178H205ZM205 179H203V180H205ZM165 180H167V179H165ZM177 180H175V181H177ZM183 181V182H182ZM192 181L194 182V183H192ZM259 182V183H256V182ZM155 183V184H154ZM154 183H151L150 185H152L153 184V186L154 185H156V180H155V182ZM185 185H184V184ZM193 185H192V184ZM196 183V184H195ZM204 183H206V185L204 184ZM208 183V184H207ZM253 183V185H254V187L251 185ZM255 183H256V185H255ZM195 184V185H194ZM205 186H204V185ZM201 185H203V186H201ZM261 185V187L263 186V184L261 183L260 184ZM183 186V187H182ZM186 186H188V187H186ZM199 186H197L198 188H199ZM209 186H210V184H209ZM186 187V188H185ZM256 187H258V186H256ZM260 187V186H259ZM183 188H185V189H183ZM210 188V187H209ZM191 189L193 190V191H191ZM248 189H247V191H248ZM256 189V188H255ZM165 190H166V188H165ZM187 190H190L191 192H188ZM195 192L194 193H196V192H199V191H197V188H195ZM199 190H200V188H199ZM201 190H202V188H201ZM200 190V191H201ZM204 190V189H203ZM174 191H176V192H174ZM183 192H182V197L185 195ZM170 194V193H169ZM174 194H172V195H174ZM198 193H196L195 195L197 196H195L194 194H193V196H195L196 197V202H197V200L199 201L201 198H203L204 199V197L206 198V197H208V193H206L205 194V192H203V193H201V192H199V197H198V195H197ZM201 194V195H200ZM203 194H205L206 196H204ZM187 195V194H186ZM185 195V197H188V195L186 196ZM171 196V195H170ZM200 196H202V197H200ZM173 197V196H172ZM171 197V198H172ZM175 197H177V196H175ZM184 197V198H185ZM195 197H192V199L193 198H195ZM180 199V198H179ZM182 199V198H181ZM174 200V199H173ZM176 200V199H175ZM178 200V199H177ZM188 200V199H187ZM180 201V200H179ZM182 201H183V199H182ZM185 201H186V199H185ZM193 201H195L194 199L192 200V202ZM176 202V201H175ZM163 203V202H162ZM157 204V203H156ZM159 204V203H158ZM174 204V203H173ZM172 204V205H173ZM187 204V203H186ZM161 205V204H160ZM160 205H157V206H160ZM163 205V204H162ZM184 206H186L185 204H183ZM190 205V204H189ZM194 204H192V206H193ZM141 206V205H140ZM151 206V205H150ZM166 206V205H165ZM173 206H175L174 208H177L176 206H177V204L175 205H173ZM164 207V206H163ZM191 207V206H190ZM196 208V207H195ZM194 208V209H195ZM159 210V209H158ZM166 211H168V209L166 210ZM168 212H171V211H168ZM241 212V211H240ZM229 217H230V215H229ZM247 217V216H246ZM231 218V217H230ZM230 218H229V220H230ZM233 218V217H232ZM231 218V219H232ZM239 219V218H238ZM228 220V221H229ZM233 220V219H232ZM240 220V219H239ZM252 220H254V219H252ZM218 221H220V220H218ZM222 221V220H221ZM220 221V222H221ZM216 222V221H215ZM236 222V221H235ZM234 222V223H235ZM255 222V221H254ZM213 223V222H212ZM222 223V222H221ZM218 224V223H217ZM257 224V225H256ZM256 224H254V227L255 226H258L259 224L258 223H256ZM261 225V224H260ZM260 225H259V227H260ZM231 226V225H230ZM229 226V227H230ZM241 226V225H240ZM262 226V225H261ZM246 227V226H245ZM242 228H244L243 226H242ZM261 228V227H260ZM245 229V228H244ZM263 229V228H262ZM262 229H260V230H262ZM246 230V229H245ZM248 230V229H247ZM259 231V230H258ZM260 232V231H259ZM263 232V231H262ZM210 233H211V230H210ZM210 233L208 232V235L211 237V235H210ZM222 233V232H221ZM221 233L219 234L220 236H222L221 235ZM223 233H225V232H223ZM248 234H250L249 232H247ZM212 234V233H211ZM260 234V233H259ZM218 235V234H217ZM213 236V235H212ZM226 236V235H225ZM228 236V235H227ZM226 236V237H227ZM251 236V235H250ZM250 236H249V238H250ZM209 237V238H210ZM214 237V236H213ZM224 237V236H223ZM226 237H225V239H226ZM261 237V236H260ZM219 238V237H218ZM218 238H216V239H218ZM231 238V237H230ZM263 238V237H262ZM223 239V238H222ZM227 239H229V237L227 238ZM238 239V238H237ZM236 239V240H237ZM264 239V238H263ZM232 240V239H231ZM255 240V239H254ZM175 241H177V243H178V241L179 240H175ZM209 241H212V240H210L209 239ZM238 241V240H237ZM174 242V241H173ZM216 242V241H215ZM226 242V241H225ZM233 242H234V240H233ZM208 243V242H207ZM238 243V242H237ZM243 243V242H242ZM247 243V242H246ZM253 243V242H252ZM256 243V242H255ZM258 243H261V241L260 242H258ZM264 243V242H263ZM169 244V243H168ZM245 244V243H244ZM172 245H175V244H172ZM177 245H179V244H177ZM191 245V244H190ZM258 245V244H257ZM169 246H170V244H169ZM244 246V245H243ZM259 246V245H258ZM210 247H212L211 246V244H210ZM253 247V246H252ZM158 248V247H157ZM161 248V247H160ZM245 248H246V246H245ZM251 248V247H250ZM248 249V248H247ZM255 249V248H254ZM160 250V249H159ZM249 251V250H248ZM253 251V250H252ZM158 252V251H157ZM161 252V251H160ZM237 252V251H236ZM252 253V252H251ZM254 253V252H253ZM256 253V252H255ZM252 255V254H251ZM248 256V255H247ZM249 257H250V254H249ZM253 257H255V255H253ZM260 257V254L258 255V258ZM253 260H255V258L253 259ZM253 262H255V261H253Z\"/></svg>",
    "mask_w": 264,
    "mask_h": 264
}]
</instances>
